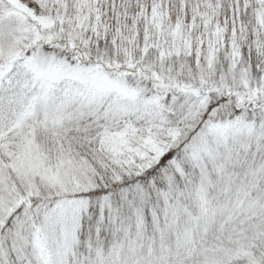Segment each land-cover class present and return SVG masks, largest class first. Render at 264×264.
I'll use <instances>...</instances> for the list:
<instances>
[{
	"label": "snow or ice",
	"instance_id": "obj_1",
	"mask_svg": "<svg viewBox=\"0 0 264 264\" xmlns=\"http://www.w3.org/2000/svg\"><path fill=\"white\" fill-rule=\"evenodd\" d=\"M0 264H264V0H0Z\"/></svg>",
	"mask_w": 264,
	"mask_h": 264
}]
</instances>
